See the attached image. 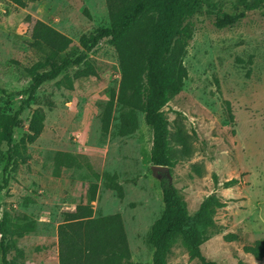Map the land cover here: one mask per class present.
<instances>
[{"label": "rangeland", "instance_id": "rangeland-1", "mask_svg": "<svg viewBox=\"0 0 264 264\" xmlns=\"http://www.w3.org/2000/svg\"><path fill=\"white\" fill-rule=\"evenodd\" d=\"M24 1L25 6L18 7L0 0V86L7 92L23 90L31 79L28 69L44 61L29 46L35 20L71 39L63 53L69 56L78 52L82 36L109 25L105 0ZM213 19L203 11L193 17L182 58L187 77L182 90L163 107L175 158L167 171L151 170V130L141 112L138 128L118 136L117 106L109 134L101 135L98 104L117 90L120 80L109 38L88 54L97 76L73 78L72 66L40 86L19 114L6 172L9 180L0 191V219L12 232L7 253L11 264H59L57 226L86 203L93 217L119 215L129 264H151L148 234L163 210L165 178L191 215L209 195L226 201L214 216L221 232L200 245L206 260L264 264V257L255 260L242 250L245 244L264 240V6L232 27L217 28ZM24 96L0 92V119L13 115ZM34 109L44 113L42 131L34 141L21 143ZM58 152L73 154L82 167L66 166L65 159L55 156ZM6 159L7 145L0 140V184ZM106 174L122 186V198L105 185ZM232 178L237 182L223 187ZM91 183L95 190L88 200ZM227 234L237 239L226 241ZM166 264L202 263L189 259L177 240Z\"/></svg>", "mask_w": 264, "mask_h": 264}, {"label": "trees", "instance_id": "trees-1", "mask_svg": "<svg viewBox=\"0 0 264 264\" xmlns=\"http://www.w3.org/2000/svg\"><path fill=\"white\" fill-rule=\"evenodd\" d=\"M24 7V0H6ZM109 25L79 40L78 52L69 56L63 53L71 39L41 20H35L30 29L29 46L40 52L44 61H36L28 70L30 82L23 89L4 95H23L20 106L13 115L0 119V140L7 145V159L3 167L0 191L8 184L7 169L11 163L13 131L19 126V114L34 98L40 86L55 79L61 72L75 67L73 78L97 76L88 54L103 39L109 38L115 48L120 68L116 91L98 104L101 135L109 134L113 115L118 106L115 134L127 136L138 128V112L143 114L151 130L150 162L152 165L172 167L175 162L169 144L168 120L163 107L177 95L187 77L182 58L192 35V19L203 11L213 16L217 28L232 27L248 12L261 9L264 0H105ZM229 4V9L226 5ZM48 64V68L42 67ZM71 82V79H68ZM44 113L34 109L28 124V133L21 143L34 141L42 131ZM68 167L80 169V161L71 153L58 152ZM105 185L123 197L122 186L111 175H105ZM237 182L230 179L222 183L227 188ZM95 184H89L87 199L92 200ZM163 210L152 223L148 242L152 247L151 264H166L173 244L179 240L189 259L202 264H217L206 260L200 245L212 235L220 233L216 224L217 209L226 205L216 195H209L194 214H189L186 203L168 178L161 180ZM86 203L78 205L57 226L59 264H129V251L118 214L93 217ZM10 228L0 219L1 264H11L7 258L10 247ZM226 241L237 239L235 234L224 236ZM242 250L255 260L264 257V240L256 239L245 244Z\"/></svg>", "mask_w": 264, "mask_h": 264}, {"label": "water", "instance_id": "water-1", "mask_svg": "<svg viewBox=\"0 0 264 264\" xmlns=\"http://www.w3.org/2000/svg\"><path fill=\"white\" fill-rule=\"evenodd\" d=\"M151 170L155 171H167V167L164 165H151Z\"/></svg>", "mask_w": 264, "mask_h": 264}]
</instances>
